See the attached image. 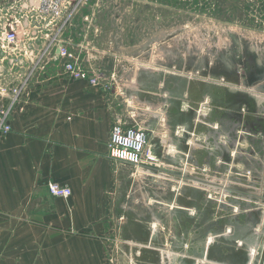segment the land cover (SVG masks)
<instances>
[{"label":"rangeland","instance_id":"rangeland-1","mask_svg":"<svg viewBox=\"0 0 264 264\" xmlns=\"http://www.w3.org/2000/svg\"><path fill=\"white\" fill-rule=\"evenodd\" d=\"M77 1L63 38L82 58L95 48L150 143L165 141L168 171L131 173L130 218L150 236L130 246L156 258L134 252L129 264H250V249L264 253V156L247 127L264 114V0Z\"/></svg>","mask_w":264,"mask_h":264},{"label":"crops","instance_id":"crops-1","mask_svg":"<svg viewBox=\"0 0 264 264\" xmlns=\"http://www.w3.org/2000/svg\"><path fill=\"white\" fill-rule=\"evenodd\" d=\"M114 88L73 82L49 68L22 96L12 132L0 138V264H129L134 252L143 253L140 262L155 261V249L130 246L150 233L130 218L133 169L109 157L112 128L129 112ZM248 123L260 132L254 148L264 156V114ZM51 182L72 196L52 197ZM254 190L257 200L264 185Z\"/></svg>","mask_w":264,"mask_h":264},{"label":"built area","instance_id":"built-area-1","mask_svg":"<svg viewBox=\"0 0 264 264\" xmlns=\"http://www.w3.org/2000/svg\"><path fill=\"white\" fill-rule=\"evenodd\" d=\"M78 3L77 0H0V138L12 132V117L34 78L49 68L57 69L59 75L73 82H85L96 88L116 87V72L95 67L93 59L98 57L93 53L94 47L88 44L87 54L82 58L63 38L64 22L78 8ZM118 95L126 97L125 92ZM129 103L126 104L131 109ZM204 106H208L207 100L201 108ZM182 131L179 128L177 132ZM151 134L146 121L139 120L137 112L129 111L112 128L109 157L130 166L134 171L132 177L145 174L144 168H162L150 143ZM48 192L54 198L72 196L71 189L54 182L48 184ZM237 245L241 248L243 243ZM259 251V247L250 249V263L259 257Z\"/></svg>","mask_w":264,"mask_h":264},{"label":"bare ground","instance_id":"bare-ground-1","mask_svg":"<svg viewBox=\"0 0 264 264\" xmlns=\"http://www.w3.org/2000/svg\"><path fill=\"white\" fill-rule=\"evenodd\" d=\"M203 110H201L202 112H204V110H206V107L204 106V108L202 107Z\"/></svg>","mask_w":264,"mask_h":264},{"label":"water","instance_id":"water-1","mask_svg":"<svg viewBox=\"0 0 264 264\" xmlns=\"http://www.w3.org/2000/svg\"><path fill=\"white\" fill-rule=\"evenodd\" d=\"M12 64V62H10L8 65H11ZM21 64V63H20Z\"/></svg>","mask_w":264,"mask_h":264},{"label":"flooded vegetation","instance_id":"flooded-vegetation-1","mask_svg":"<svg viewBox=\"0 0 264 264\" xmlns=\"http://www.w3.org/2000/svg\"><path fill=\"white\" fill-rule=\"evenodd\" d=\"M110 72H113L112 70Z\"/></svg>","mask_w":264,"mask_h":264}]
</instances>
